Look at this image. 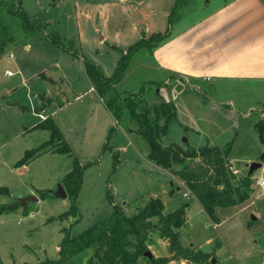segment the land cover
Segmentation results:
<instances>
[{
  "label": "crops",
  "instance_id": "1",
  "mask_svg": "<svg viewBox=\"0 0 264 264\" xmlns=\"http://www.w3.org/2000/svg\"><path fill=\"white\" fill-rule=\"evenodd\" d=\"M16 1L30 17L32 25L41 30L37 33L35 40L23 41L22 46L15 49L14 54L9 53L6 57L10 67L3 72V77L6 78L0 86L2 90L0 110L6 119V127L0 126V130H5L10 135L7 142L22 139L23 144H30L26 139L27 134L38 132V136L41 134L40 139L37 141L36 136L31 139L33 142H39L36 144H45L49 141L51 133L40 126L47 118H50L58 129L63 143L67 144L71 151L67 158L83 164L81 163L83 160L85 162L97 154V149L105 143L109 130L115 127L116 132L110 142L111 148L118 147L117 152L121 153L119 157L123 162H140V157L128 148V144L137 143L130 138L128 140L127 136L120 135L124 129L121 121L116 123L104 99L98 95L86 75L81 57L87 58L98 66L106 78L111 77L121 56L119 51L128 49L140 38H149L153 34L165 32L168 16L175 0ZM219 1L220 3L214 0H191L189 4L192 7L178 16L171 27L169 38L152 51L147 49L137 51L131 57L121 81L113 86V89L123 85L134 73L147 70L150 72L140 77L141 84L155 82L169 87L179 80L182 82L189 81L188 79L198 82L218 80L240 85L241 87L237 86L236 90L234 86L231 89L240 96L245 95L247 99H250V95L264 99V0ZM193 11L198 16L192 22L182 24L184 22L182 19ZM54 33L59 34L63 44L72 42L73 47L79 51L80 57H75L52 44L49 37ZM3 40L4 38L0 43ZM45 62L49 67L44 66ZM2 100H5V105L2 104ZM230 101L231 98L229 103ZM229 103L220 104V109L225 108L226 112L229 111L234 115L247 111L246 115L255 116V128L259 123H264L263 101L257 100L254 105L240 106L238 112ZM129 122L128 136L131 133L136 134L135 131H137L134 122L132 120ZM136 138L139 143L143 142L138 134ZM259 141L264 144V131L262 140L259 139ZM94 144L98 147L92 151ZM82 152L83 160L79 156ZM48 154L56 155L57 153L49 152ZM109 157L110 153L105 152L101 161L97 163L101 164L104 161L102 165L108 166L106 162ZM37 159L38 157L33 161ZM100 164L91 166L82 174L79 194H83L85 189L86 195L83 201L88 202L95 196L92 183L95 181V173L102 171ZM260 164L263 167L264 158L262 157ZM122 166H117V170L119 171ZM135 167H133L134 170ZM156 168L159 169L155 165L154 169ZM70 170L71 168H68L66 174ZM106 173L105 171L104 174ZM140 177L143 178L142 175ZM49 192L52 196L61 198L56 196L55 191ZM26 193V196L35 195L31 189ZM41 197L40 194L36 196L37 203ZM79 197L80 200L82 196ZM114 198L112 203L103 204V213H105L103 219L113 212V205L119 206L118 199ZM148 198L158 199L157 195L152 194ZM193 200L198 203L200 211L205 215L199 202L196 199ZM255 200L258 202L261 198L256 197ZM235 207L242 208L239 211L241 213L242 210L247 209L248 205L233 206ZM83 209L89 215L88 208L83 207ZM221 209L225 208L215 210L217 218L218 211ZM187 212L186 206L185 218H187ZM255 213L258 217L252 214L250 221L247 222L245 240L241 242L242 249L236 252V255H231L234 264L264 263V208L260 209L256 205ZM28 217L31 219L33 215ZM63 220L75 222L77 219L69 217ZM75 223L73 228L72 224H68L73 233L74 230L77 232L82 230L85 222L79 221V225L78 221ZM187 223L188 218L185 221L186 225ZM221 223L222 221H219L216 225L219 226ZM185 224L182 229L186 227ZM250 231L258 232L256 241L251 242V238H247ZM154 237L157 236L154 235ZM159 241L162 244L163 253L156 257H169L167 242L160 238ZM187 242L188 245L183 241L182 244L197 250L193 243L189 240ZM245 250L247 254H244ZM256 250L259 252L257 255ZM152 254L154 255L153 252ZM212 259L214 262L211 263ZM257 260L259 262H256ZM70 261L71 259L63 264H68ZM180 261L173 260L169 263L182 264ZM209 262L218 264L212 256Z\"/></svg>",
  "mask_w": 264,
  "mask_h": 264
},
{
  "label": "rangeland",
  "instance_id": "2",
  "mask_svg": "<svg viewBox=\"0 0 264 264\" xmlns=\"http://www.w3.org/2000/svg\"><path fill=\"white\" fill-rule=\"evenodd\" d=\"M183 1L184 4H181L177 10L178 16L183 15L187 8L192 7L189 4L191 0ZM214 1L220 3L219 0ZM196 16L198 14L195 11L190 12L187 17L182 19L184 21L182 24L192 22ZM27 17L30 19L29 16ZM0 21H7L5 33L2 34L4 40L0 43L1 86L5 80L4 78H6L3 77V72L10 67L6 59L8 54H14L15 49L20 48L23 41L35 40L38 34L31 37L26 36L20 28V23L7 10L1 11ZM44 66L49 67L47 62ZM146 72L150 71L142 70L134 73L123 85H119L115 90L112 89L106 99L112 94H118V97L123 99L137 93L143 87V101L136 111L142 113L143 108L148 106L151 109V113L148 115L151 123H157L159 126L167 124V132L162 137V146L171 154L178 156L177 160L180 161L177 162L173 159L169 167L156 168L159 171L157 173L154 169L155 164L147 159L148 148L145 141L142 138L141 140L144 143L137 141V131H135L136 134L131 133L128 136L127 131L129 128L127 125L130 124L129 120L132 119L127 111L123 110L121 126L124 129L120 132V135L127 136L128 140L130 138L137 143L128 144V148L135 152L137 157H140V162L121 161L119 157L121 153L117 152L118 147L112 149L110 144L116 131L112 134L108 149L105 151H103L101 144L97 149V154L91 159L88 158L85 162L83 152L79 154L80 159L83 160L81 162L83 164L79 163L80 165L90 164L86 169L100 164L97 161H101L105 152H109L110 157L106 162L109 165H102L103 161L99 166L102 167V171L95 173V181L92 183L95 196L88 202L83 201L86 195L84 189L83 194L80 195V191L78 193L79 196H82L81 199H78V195L76 197L78 215L71 218L77 219L78 225L83 221L85 222L82 225L83 229L78 232L76 230H74V233L71 231L73 226L76 225V221L65 222L61 219L63 214L69 210L70 200L52 196L49 192L55 191L56 194L57 185L66 176V170L68 168L72 169L74 160L67 158L68 154L58 156L57 154H48V152L42 154L41 157L39 156L40 158L38 157L36 161L31 160L33 162L30 161L29 165L16 166L25 151L35 150L43 145L36 144L39 143L37 141L40 139L41 134L39 136L38 132L27 134L26 139L30 144H23L22 139L9 143L7 141L10 139V135L5 130H0V187L5 188L7 191L6 194H0V205L16 204L17 206L15 211L0 216V264H36L46 260H54L65 230L72 238L98 223L105 217L103 204L112 203V200L116 197L120 203L119 206L124 209L127 216H130L137 202L147 199L151 194L157 195L164 206L163 212L165 214L183 206L188 207V223L180 231L182 241L186 245H188L187 241L189 240L194 247H197V250L210 254L212 258H215L218 264H234L231 255H236V252H240L239 250L242 249L241 242L245 240L247 222L250 221L252 214L258 217L255 213L256 205L260 209L264 208V189H257L253 185L254 178H264V165L254 170L250 175L251 192L249 199L243 203L248 205L247 209L242 210L241 213H239L242 209L240 207L219 210L218 218L219 221H222L219 226L200 211L198 203L193 200L194 197L191 196L190 192H188L190 199L185 198L184 193H187L186 190L188 189L180 180L178 173L185 167H192L201 162L199 156L187 157L189 154L197 153L205 147L217 148L221 151L225 165L231 164L238 169L239 173L230 182L232 186L237 185L238 181L248 175V166L251 163H261V157L264 155V144L259 141L258 130L254 125V115H246L247 111H241L240 114L235 113L234 115L229 111L226 112L225 108L220 109L219 105L225 102L229 103V98H231L229 104L233 105V108L238 112L240 106L254 105L257 100L263 101L264 106V99L255 97V95H250V99H247L245 95L240 96L231 89L234 86L236 90L237 86L241 87L240 85L218 80L198 82L188 79L189 81L174 82L169 87L162 85L157 87L146 82L141 84L139 82L140 77L146 75ZM1 93L2 90H0ZM4 101L2 100V104H4ZM203 101H205V104H203ZM0 126L6 127V119L1 110ZM33 136L38 137L36 142L31 139ZM183 139L186 141L183 142ZM55 146H57L55 148H62L60 143H56ZM93 146L92 151L95 150V147H98L95 144ZM119 165L123 166L118 171L117 166ZM134 166H136L135 170L133 169ZM105 171L107 172L106 175L104 174ZM147 178L150 180L148 181ZM30 189L37 197L40 194L41 199L38 203L27 200L25 205L21 206L19 199L26 197V191ZM46 192H49V194ZM29 195L35 196L34 194H28L27 196ZM256 197H260L261 200L255 202ZM83 207L88 208L89 215ZM31 214L33 217L30 219L28 215ZM68 224H72V228H69ZM247 238H251V242L256 241L258 232L250 231ZM151 243L150 252H153L155 257L160 256L163 251L159 238L153 235ZM247 246L250 247L249 244ZM91 254L90 249L84 250L71 258L68 264H87L88 257ZM244 254H247L246 250ZM255 254L257 255L259 252L256 250ZM180 262L185 264V262L192 261L181 260ZM256 262H259V260ZM139 264L146 263L141 261ZM204 264L211 263L208 261Z\"/></svg>",
  "mask_w": 264,
  "mask_h": 264
},
{
  "label": "trees",
  "instance_id": "3",
  "mask_svg": "<svg viewBox=\"0 0 264 264\" xmlns=\"http://www.w3.org/2000/svg\"><path fill=\"white\" fill-rule=\"evenodd\" d=\"M182 3L183 0H175L168 16L165 32L153 34L149 38H140L128 49L119 51L121 57L118 59L111 77L106 78L98 66L87 58L81 57L87 77L92 82L98 95L104 99L116 123L121 121L123 110H126L136 125L138 135L147 145V159L159 168L169 167L173 159L177 162L180 160H177L178 156L171 154L162 146V137L167 132V124L159 126L157 123H151L148 119L151 109L148 106L143 108L142 113L136 111L143 101L144 88L141 87L137 93L123 99H120L116 94H112L108 99L106 97L113 86L121 81L129 66L131 57L137 51L140 49L152 51L169 38L171 27L178 19L177 10ZM4 10H7L16 18L26 36L31 37L41 30L39 27L32 25L16 0H0V13ZM6 23L7 21H0V31L3 35L6 30ZM49 41L61 50L75 57H80V53L73 47V43L66 42L63 44L59 34L54 33L51 35ZM152 84L157 87L161 86V84L155 82H152ZM40 127L50 131L49 141L35 150L26 151L16 163V166L27 164L48 152L69 154L68 145L63 143L58 129L50 118H47ZM257 130L259 139L262 140L263 122L257 125ZM115 131V127L109 130L103 144V151L108 149L109 141ZM56 143H60L62 148H55L57 147L55 146ZM221 155V151L217 148H202L197 153H191L187 156H199L201 162L192 167H185L178 173L180 180L185 184L191 196L199 202L205 215L214 223H219L215 213L217 208L241 205L249 199L251 192L249 175L238 181L237 185H231L230 182L235 179V176L227 171L224 158ZM263 158L264 156H262ZM89 165H80L77 160H74L72 169L61 180L60 183L70 200L69 210L63 214L61 219L77 217L76 197L81 188L83 170ZM2 193L6 194L7 191L5 188L0 187V194ZM46 193L49 194V192ZM185 207L165 214L163 212L164 206L159 199L147 198L138 201L132 210L133 212L130 213V216H127L124 209L118 205H113V212L108 217L85 229L77 236L71 238L68 231L65 230L56 258L36 264H63L87 249L92 251L87 264H139L141 261L146 264H167L173 260H191L196 264H204L211 259L210 254L182 244L180 231L186 221ZM16 209V204L0 205V216ZM153 235L167 242L169 257L157 258L150 252L149 246Z\"/></svg>",
  "mask_w": 264,
  "mask_h": 264
},
{
  "label": "water",
  "instance_id": "4",
  "mask_svg": "<svg viewBox=\"0 0 264 264\" xmlns=\"http://www.w3.org/2000/svg\"><path fill=\"white\" fill-rule=\"evenodd\" d=\"M2 38H3V35H2V32L0 31V41L2 40ZM203 104H205V101H203ZM185 141L186 140L183 139V142H185ZM260 167H261V164L259 162L251 163L248 166V175L250 176L254 172V170H256V169H258ZM56 195L61 197V198H66L67 197V194H66L63 186L60 183L57 185ZM27 200L37 201V198L35 196H33V195H29V196L23 197V198L19 199L20 205L24 206ZM212 262H214L213 259L211 260V263Z\"/></svg>",
  "mask_w": 264,
  "mask_h": 264
},
{
  "label": "built area",
  "instance_id": "5",
  "mask_svg": "<svg viewBox=\"0 0 264 264\" xmlns=\"http://www.w3.org/2000/svg\"><path fill=\"white\" fill-rule=\"evenodd\" d=\"M227 168V171L230 172L232 175H237L239 173L238 169L229 164L226 166ZM253 185L257 188V189H264V178L263 177H258V178H254L253 179ZM184 196L189 198L188 196V192L187 193H184ZM185 264H196L194 262H185Z\"/></svg>",
  "mask_w": 264,
  "mask_h": 264
}]
</instances>
